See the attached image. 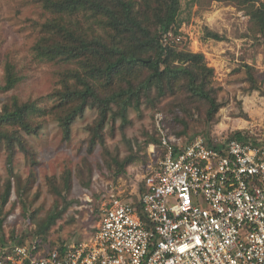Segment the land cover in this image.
<instances>
[{
	"label": "rangeland",
	"instance_id": "rangeland-1",
	"mask_svg": "<svg viewBox=\"0 0 264 264\" xmlns=\"http://www.w3.org/2000/svg\"><path fill=\"white\" fill-rule=\"evenodd\" d=\"M264 3V0H259ZM181 35L174 39L180 48L203 53L209 67L215 69L214 87L219 89L222 108L213 121L198 111H181L173 100H164L156 108L143 102L130 107L127 119L110 114L104 129L105 145L90 149L91 129L99 118L98 109L89 107L85 116L72 125L65 139L58 122L46 118L34 135H24L29 153L16 152L10 157L0 143V208L8 183L12 193L1 215L0 242L41 241L46 248L62 243H78L95 233L101 219V195L113 192L139 207L144 178L156 160L152 142L158 140L157 116L176 145H188L197 137L227 140L240 132L264 140V38L249 30L250 17L231 2L181 0ZM50 14L38 0H0V108L13 96L23 102L51 105L48 96L57 88L60 74L67 65L37 60L33 47L40 37L39 24ZM218 34L222 40L207 37ZM11 62L21 76L17 87L4 92L5 65ZM257 69L260 91H253L245 65ZM117 106H114V111ZM171 113V114H170ZM172 115V120L170 117ZM122 158L133 155L137 161L121 178L101 173L105 149ZM91 165V188L78 174ZM71 173V191L64 177ZM85 177L86 173H81ZM86 181V178H84ZM62 192L60 197L57 192ZM201 206L205 207L204 202ZM62 216L48 234L38 235L40 225L56 213Z\"/></svg>",
	"mask_w": 264,
	"mask_h": 264
},
{
	"label": "trees",
	"instance_id": "trees-1",
	"mask_svg": "<svg viewBox=\"0 0 264 264\" xmlns=\"http://www.w3.org/2000/svg\"><path fill=\"white\" fill-rule=\"evenodd\" d=\"M216 1L231 2L245 11L250 17L251 33L264 38V3ZM38 3L50 17L39 24L40 37L33 47L34 55L37 60L59 62L68 67L60 74L59 87L48 96L51 105L23 102L13 96L0 108V143L10 157L19 151L30 152L24 135L37 134L46 118L58 122L65 139H70L72 125L85 116L89 107H96L99 114L96 126L91 129V150L97 143L105 145L104 129L110 114L127 119L128 109L139 108L143 102L156 108L157 104L171 99L181 111L195 109L207 121L216 118L222 103L219 89L213 85L215 69L208 66L203 53L180 48L173 41L181 35V0H38ZM207 37L222 40L213 32H208ZM245 68L252 90L260 91L257 69L247 64ZM20 81L16 66L7 62L1 90L11 91ZM229 139L257 141L240 132ZM152 142L159 144L158 140ZM105 151L102 174L112 173L115 178H121L137 161L133 154L122 158L107 148ZM90 166L78 174L88 189L94 176ZM81 173H86L85 177ZM71 181L69 173L64 177L67 191H71ZM145 191L144 182L140 192ZM11 193L9 182L2 197L0 225ZM57 193L63 196L62 192ZM61 216L62 212L56 213L44 221L36 237L46 236ZM42 241L46 242L45 238L39 241L40 246H44ZM18 244H26L24 238ZM55 247L62 249L65 245Z\"/></svg>",
	"mask_w": 264,
	"mask_h": 264
},
{
	"label": "built area",
	"instance_id": "built-area-1",
	"mask_svg": "<svg viewBox=\"0 0 264 264\" xmlns=\"http://www.w3.org/2000/svg\"><path fill=\"white\" fill-rule=\"evenodd\" d=\"M156 120L139 207L106 192L88 240L0 242V264H264V140L176 145Z\"/></svg>",
	"mask_w": 264,
	"mask_h": 264
},
{
	"label": "crops",
	"instance_id": "crops-1",
	"mask_svg": "<svg viewBox=\"0 0 264 264\" xmlns=\"http://www.w3.org/2000/svg\"><path fill=\"white\" fill-rule=\"evenodd\" d=\"M92 235H93V234H92ZM92 235H91V236H92ZM91 236H90V237H91ZM90 237H89V238H90ZM89 238H87V239H85V240H88ZM83 241H84V240H83ZM79 242H80V241H79ZM74 243H75V242H74ZM64 245L66 246V245H69V244L64 243Z\"/></svg>",
	"mask_w": 264,
	"mask_h": 264
}]
</instances>
